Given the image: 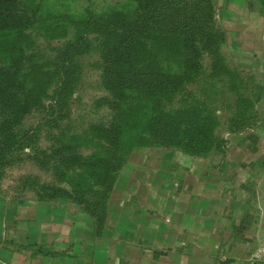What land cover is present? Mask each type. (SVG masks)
<instances>
[{"label": "trees", "instance_id": "16d2710c", "mask_svg": "<svg viewBox=\"0 0 264 264\" xmlns=\"http://www.w3.org/2000/svg\"><path fill=\"white\" fill-rule=\"evenodd\" d=\"M91 3L0 0V174L22 161L39 164L57 181L38 183L28 174L21 184L37 183L36 196L67 197L99 218L132 150L219 149V102L210 93L235 97L227 119L234 124L240 90H250L222 56L224 33L211 0H125L101 11ZM37 37L54 44L45 49ZM88 49L103 90L92 105L103 112L74 123L78 59ZM32 111L38 116L27 122Z\"/></svg>", "mask_w": 264, "mask_h": 264}, {"label": "crops", "instance_id": "0c3cea01", "mask_svg": "<svg viewBox=\"0 0 264 264\" xmlns=\"http://www.w3.org/2000/svg\"><path fill=\"white\" fill-rule=\"evenodd\" d=\"M226 57L255 99L219 149L129 153L99 218L67 197L0 191V264H264V0H211Z\"/></svg>", "mask_w": 264, "mask_h": 264}, {"label": "rangeland", "instance_id": "374dc122", "mask_svg": "<svg viewBox=\"0 0 264 264\" xmlns=\"http://www.w3.org/2000/svg\"><path fill=\"white\" fill-rule=\"evenodd\" d=\"M124 1L125 0H91V6L94 7L95 10L101 11L107 10L111 7H117ZM67 2L72 8H74L81 6L84 3V0H67ZM36 43L38 44V46L39 44H41V46L43 45V48L46 49L47 47H50L52 44H54V41L45 39L43 40L40 37H37ZM220 51L224 59L232 64L224 53L223 43L220 45ZM78 65L80 66V85L77 88V96L71 103L69 117L71 119H74V123H83L90 118H97L103 112L101 108H94V106L92 105L93 98L103 93V90L98 83V72L100 66L99 61L97 60L96 54L92 49H88L80 55L78 59ZM244 94H246V92L242 93V91L240 90V98L238 100L240 102L241 111L239 117H237L240 119V122L229 124L228 117H230L231 115L233 109L232 101L235 97L226 90L219 91L216 94L212 92L210 93L209 99L211 100L216 97L219 102V133L224 130H238L237 125L243 122L244 119H246L248 116L249 117L247 118V121L249 122H247V124L243 127L251 125L253 123L256 117L255 99L251 92L249 95ZM246 96L252 97L250 103ZM37 116L38 112L32 111L26 121L30 122ZM39 141H42V138H40ZM51 173L52 171L44 170L43 167L39 166V164L30 162L28 160L13 164L10 167H5L0 174V191H4L12 195L34 194V190L38 188V184L32 183L33 185H31L30 183V185H28L25 181H23V184H21L23 179L20 177L30 174L34 176V179H37L38 183L43 181L53 183V181H57V179L53 178V176H51ZM88 181H90V178L88 179ZM90 183L94 188L97 186L94 185L95 183L93 184L92 181ZM104 201H106V199Z\"/></svg>", "mask_w": 264, "mask_h": 264}, {"label": "built area", "instance_id": "2783aa9c", "mask_svg": "<svg viewBox=\"0 0 264 264\" xmlns=\"http://www.w3.org/2000/svg\"><path fill=\"white\" fill-rule=\"evenodd\" d=\"M250 258L264 261V237L259 240L255 248L251 251Z\"/></svg>", "mask_w": 264, "mask_h": 264}]
</instances>
